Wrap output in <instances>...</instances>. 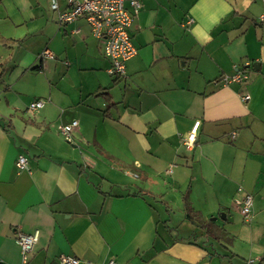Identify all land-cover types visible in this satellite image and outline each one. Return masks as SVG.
I'll list each match as a JSON object with an SVG mask.
<instances>
[{"label":"crops","instance_id":"crops-1","mask_svg":"<svg viewBox=\"0 0 264 264\" xmlns=\"http://www.w3.org/2000/svg\"><path fill=\"white\" fill-rule=\"evenodd\" d=\"M138 1L117 79L83 20L0 0V264H264V0ZM35 32L54 53L25 48ZM47 60L53 79L24 109ZM237 70L248 82L221 81ZM34 231L23 261L16 238Z\"/></svg>","mask_w":264,"mask_h":264},{"label":"built area","instance_id":"built-area-1","mask_svg":"<svg viewBox=\"0 0 264 264\" xmlns=\"http://www.w3.org/2000/svg\"><path fill=\"white\" fill-rule=\"evenodd\" d=\"M65 8L59 9L58 0H49L51 11L57 13V22L59 25H65L83 20L89 28L90 35L97 40L103 49V55L110 61L108 74L114 78H125V63L137 54V50L131 42L129 30L133 20L136 17L140 4L138 0H64ZM264 18V16H263ZM193 22L188 18L186 25ZM42 58L53 59L54 56L44 50L41 53ZM248 74L244 71H235L229 77H223L221 81L225 84L246 83ZM243 101L249 100L245 95ZM43 100H35L29 105V110L35 111L42 108ZM199 122H195L186 138L185 146L190 148L196 138V131ZM77 127V122L72 121L60 129L63 138L69 140L70 133ZM27 158L23 155L18 156L15 166L19 171L27 169ZM252 197L246 194L240 202V213L245 223H249L252 217ZM38 231L30 234H20L16 238L21 253V257L26 260V256L32 251L37 242ZM60 264H79V260L69 256H60ZM106 264H116L114 260Z\"/></svg>","mask_w":264,"mask_h":264},{"label":"rangeland","instance_id":"rangeland-1","mask_svg":"<svg viewBox=\"0 0 264 264\" xmlns=\"http://www.w3.org/2000/svg\"><path fill=\"white\" fill-rule=\"evenodd\" d=\"M48 12L49 11L45 12V16L52 17V14L50 12L49 13ZM48 34L50 35V32ZM38 35H40V34L35 32L33 34V36H35L33 38V41H31L30 44L28 43L27 46H25V48L28 47V50H30V51H32L34 48H35V50H38V51H41L42 48H44V47L47 48L48 45H47V42H46V38L40 37ZM47 38H49V37L47 36ZM47 49H49L50 52L52 51V50H50L49 47ZM21 52H23V50H21ZM51 53H54V52L52 51ZM48 63H49V61L47 60L44 72L36 71V70L31 69L29 72L32 75H27V77L24 79L26 84L30 88L25 93H22V98L20 99L21 106L24 107V109L26 108V106H28L29 102L31 100H33L34 92H36L37 90H38L37 92H43V87H45V84H46L47 80L48 79H50V80L53 79V77L51 75L52 73L50 74L51 71H50V69H48V66H49ZM49 75H50V77H49ZM34 89H36V90L34 91ZM251 213H252V209H251ZM241 218H242V221H243V217H241ZM243 222H242V224H243ZM244 224L246 225L245 222H244Z\"/></svg>","mask_w":264,"mask_h":264},{"label":"water","instance_id":"water-1","mask_svg":"<svg viewBox=\"0 0 264 264\" xmlns=\"http://www.w3.org/2000/svg\"><path fill=\"white\" fill-rule=\"evenodd\" d=\"M220 217V219H222V220H224V219H226L227 217H226V215H224V214H222L221 216H219ZM217 218H213L212 220H216Z\"/></svg>","mask_w":264,"mask_h":264},{"label":"trees","instance_id":"trees-1","mask_svg":"<svg viewBox=\"0 0 264 264\" xmlns=\"http://www.w3.org/2000/svg\"><path fill=\"white\" fill-rule=\"evenodd\" d=\"M264 262V256L261 258L260 263Z\"/></svg>","mask_w":264,"mask_h":264}]
</instances>
